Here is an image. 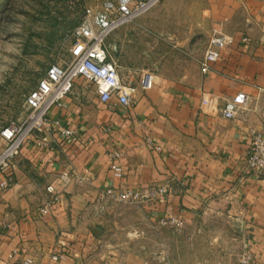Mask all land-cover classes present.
Masks as SVG:
<instances>
[{
    "label": "crops",
    "instance_id": "0c3cea01",
    "mask_svg": "<svg viewBox=\"0 0 264 264\" xmlns=\"http://www.w3.org/2000/svg\"><path fill=\"white\" fill-rule=\"evenodd\" d=\"M244 4L238 27L213 28L226 43L205 75L204 52L189 76L155 79L148 91L133 83L128 107L103 104L92 84L75 81L48 113L59 128L29 139L0 174V264H239L242 248L249 264H264V171H245L252 135L264 137V0ZM132 26L143 25L116 30ZM117 44L112 55L125 52ZM239 93L244 109L222 118ZM113 153L121 179L110 170ZM50 184L60 200L41 213ZM161 188L125 206L103 197ZM162 217L176 225L160 226Z\"/></svg>",
    "mask_w": 264,
    "mask_h": 264
},
{
    "label": "rangeland",
    "instance_id": "374dc122",
    "mask_svg": "<svg viewBox=\"0 0 264 264\" xmlns=\"http://www.w3.org/2000/svg\"><path fill=\"white\" fill-rule=\"evenodd\" d=\"M106 1L0 0V131L24 117L25 98L50 65L70 61L73 30L86 11ZM245 1L159 0L127 24L143 26H132L127 35L115 30L105 47L123 43L125 52L112 58L124 82H139L145 72L156 81L174 82L179 74H192L213 28L231 30L245 20ZM149 25L150 31L142 28ZM243 253L242 248L239 264Z\"/></svg>",
    "mask_w": 264,
    "mask_h": 264
},
{
    "label": "built area",
    "instance_id": "2783aa9c",
    "mask_svg": "<svg viewBox=\"0 0 264 264\" xmlns=\"http://www.w3.org/2000/svg\"><path fill=\"white\" fill-rule=\"evenodd\" d=\"M159 0H110L102 4L98 10H88L80 24L73 30V44L69 50L70 61L64 64L50 65L45 75L28 93L24 102V117L11 121L0 131V174L9 173L13 161L20 153L25 143L31 139L39 140V135L49 131L52 127L59 128L57 121L48 118L49 111L60 107L64 99L70 94L77 79L90 83L95 88L99 102L111 106L116 101L123 107L130 105L135 87L131 82H124L120 77L112 53L115 47H105L106 38L119 27L131 23L147 13ZM226 35L220 29H213L207 43L200 72L207 74L218 59V52L225 47ZM155 82L151 73H142L138 82L141 90L148 91ZM246 96L239 93L227 101L221 109V116L226 120H233L244 109ZM60 135L64 139L74 140V132L61 129ZM41 141H43L41 139ZM118 153L110 157V170L114 178H122L121 167L116 163ZM245 171L253 175H260L264 171V137L252 135L245 155ZM10 177V176H8ZM50 195L40 208L41 213L49 211L60 200V194L53 185L45 187ZM165 189H147L145 191H129L108 189L103 197L117 202L137 204L142 201L154 200ZM162 227L175 225L173 218H160ZM57 260V257H53ZM250 255L244 248L241 264H249ZM24 264H31L25 260ZM163 264H169L167 262Z\"/></svg>",
    "mask_w": 264,
    "mask_h": 264
}]
</instances>
